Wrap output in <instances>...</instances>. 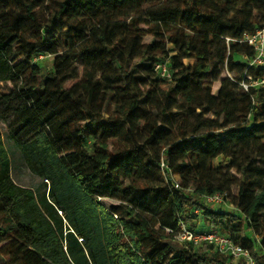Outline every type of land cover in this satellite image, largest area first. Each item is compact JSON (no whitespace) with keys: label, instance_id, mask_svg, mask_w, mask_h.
<instances>
[{"label":"trees","instance_id":"16d2710c","mask_svg":"<svg viewBox=\"0 0 264 264\" xmlns=\"http://www.w3.org/2000/svg\"><path fill=\"white\" fill-rule=\"evenodd\" d=\"M154 1L0 0V83L21 80L0 92V120L42 179L39 190L14 182L0 133V264H230L211 246L186 248L156 228L172 211L177 224L166 227L178 230L196 209L206 231L229 235L264 264V89L252 95L240 85L264 77V66L235 60L254 55L240 40L264 25V0ZM55 45L53 71L34 83L32 59ZM127 46L146 57V73L130 66ZM164 60L171 76L160 80ZM225 70L233 75L214 95ZM148 105L181 110L189 129L158 122ZM162 155L182 189L166 183ZM217 192L238 212L200 197Z\"/></svg>","mask_w":264,"mask_h":264},{"label":"rangeland","instance_id":"374dc122","mask_svg":"<svg viewBox=\"0 0 264 264\" xmlns=\"http://www.w3.org/2000/svg\"><path fill=\"white\" fill-rule=\"evenodd\" d=\"M163 3L162 0H155L153 4H151L149 7L151 8H158L161 4ZM148 8V7H147ZM149 22V20H148ZM146 27H150L149 24L145 25ZM103 27L106 29L105 33L107 35L108 29L110 27V23H104ZM153 39H155L154 35L152 33H147L144 41L145 42H151ZM171 46V45H170ZM126 53L130 54L129 56V61H130V66L131 67H137V72L138 73H146L147 72V61L146 57H144L143 53L133 51L129 46L125 48ZM61 45H55L53 50L51 52H45L41 53L37 56H35L32 59V64L36 65L38 70H39V75L33 77V82L34 83H44L45 81V76L47 74H51L53 71V65H54V58L61 54ZM21 58L17 57L15 59V62L20 61ZM236 61L240 62H246L248 58L242 55H236L235 57ZM194 59H185V62L188 63H193ZM79 66H81L80 63H78ZM80 76L82 75V67H80ZM159 73V72H158ZM157 73V74H158ZM160 80H162L164 77L161 74H158ZM233 75L232 72L229 70H225L222 77L218 81H212V90L214 95H218V92L221 88V82L224 78L226 77H231ZM73 81H70L67 83V85H71ZM21 84V80H15L14 82H1L0 83V92L1 93H7L10 90H12L14 87H17L18 85ZM163 86V83H160L157 87L158 91L157 93L159 94L161 99H165L167 96L164 94H160L159 88ZM148 108L150 112H153L155 114V117L158 122L164 121L167 123L172 129L178 130L182 129L183 131H186L189 129L188 122L185 121V117L187 116L185 113H183L181 110L172 108L170 109L169 113L167 115H163L161 112V108L158 107H153L152 105H148ZM114 107L110 106L107 111L105 112L106 116H110L111 114H114ZM194 122V121H193ZM0 133L4 137L5 144L10 152L11 155V177L14 180V182L18 185L24 186V187H31L36 190H39L38 187L42 182V179L35 175L29 168L27 167L25 160L22 157L21 152L16 148L14 139L10 138L8 136V131L6 125L0 120ZM22 133V130L16 133V136H20ZM145 135L142 137L139 136V140L141 142H144L145 140ZM125 143L131 142V140H125ZM221 161V157L216 159L217 165ZM230 193L233 195L236 192V187L232 184L230 187ZM114 202H119V200L116 199H109V203H114ZM216 208L222 209V210H227L231 212L237 213L238 210L235 208V206L232 204V198L231 196L229 197V200H227L226 204H221L220 206H215ZM183 223V222H182ZM177 224V221L174 217V212L172 211H166L162 215L158 217V222L156 228H161L163 229V226H168V225H175ZM188 227H191L193 229L198 230V232H205L210 228L209 223L205 220V218L202 216L201 213H198L196 218L194 219L193 222L191 223H184ZM164 227V228H165ZM204 245H202L203 247ZM201 248V246L199 247ZM197 248V249H199ZM246 264L244 260H231L230 264Z\"/></svg>","mask_w":264,"mask_h":264},{"label":"built area","instance_id":"2783aa9c","mask_svg":"<svg viewBox=\"0 0 264 264\" xmlns=\"http://www.w3.org/2000/svg\"><path fill=\"white\" fill-rule=\"evenodd\" d=\"M240 41L248 44L254 50V55L248 58L249 66H264V25L255 31H246ZM155 70L164 78L171 76L169 61L167 60L158 62ZM246 77L248 81L244 79L240 82V85L245 91L255 95L257 89H264V77L257 79H254L251 75H246ZM160 168L166 183L172 182V186L175 189H182L179 175L171 171L165 155L161 157ZM187 191H192V188H189ZM200 197L206 204L220 206L221 204H226L230 196L228 192H217L214 194H203ZM196 213H199V209H196ZM164 230L171 235V238L176 243L183 247L197 249L202 245H208L213 250L228 256L230 260H244L246 264H256L250 249L240 243H236L229 235L222 234L218 231H194L184 223L180 225L178 230L168 227H165Z\"/></svg>","mask_w":264,"mask_h":264}]
</instances>
